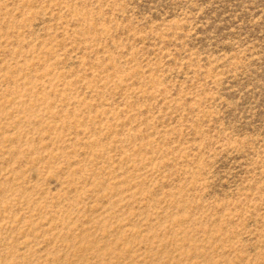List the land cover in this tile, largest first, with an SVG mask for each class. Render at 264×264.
<instances>
[{"label":"rangeland","instance_id":"1","mask_svg":"<svg viewBox=\"0 0 264 264\" xmlns=\"http://www.w3.org/2000/svg\"><path fill=\"white\" fill-rule=\"evenodd\" d=\"M0 264H264V0H0Z\"/></svg>","mask_w":264,"mask_h":264}]
</instances>
